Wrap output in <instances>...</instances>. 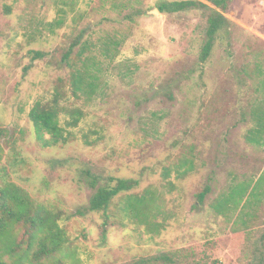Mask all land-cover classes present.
<instances>
[{
  "label": "rangeland",
  "instance_id": "obj_1",
  "mask_svg": "<svg viewBox=\"0 0 264 264\" xmlns=\"http://www.w3.org/2000/svg\"><path fill=\"white\" fill-rule=\"evenodd\" d=\"M167 1L184 0H0V129L12 136L0 142L3 162L16 160L11 180L34 201L63 212L68 239L45 264H264V146L245 139L249 106L264 99V0L229 3L231 24L204 64L208 12L151 13ZM74 43L92 94H72L61 53ZM58 79L61 105L83 114L70 127L61 113L62 139L44 145L28 113ZM141 171L128 194L154 192L148 223L89 210L86 173L103 186ZM239 187L234 209L224 201Z\"/></svg>",
  "mask_w": 264,
  "mask_h": 264
},
{
  "label": "trees",
  "instance_id": "obj_2",
  "mask_svg": "<svg viewBox=\"0 0 264 264\" xmlns=\"http://www.w3.org/2000/svg\"><path fill=\"white\" fill-rule=\"evenodd\" d=\"M231 1L233 0H208L215 9L197 0L160 2L156 8L159 13L168 14L194 9H203L208 12L205 27L206 39L199 54V62L204 64L211 55L217 34L231 24L223 15L228 11V5ZM76 43L71 45L68 50L62 51L61 60L72 69L68 82L72 88V94L77 97L79 91L92 94L94 87L91 83H85V77L88 75L86 70L74 69L75 62L71 60L70 54ZM43 57L44 53L42 52H30L32 61ZM58 82L50 99L36 101L28 113L36 139L44 145L57 144L62 139L63 128L59 124L61 113L68 116L67 125L70 127L77 126L83 114L79 108H68L63 104L61 105L65 93L62 90V79H58ZM257 88H260L264 94V81ZM248 116L253 126L246 132V141L250 144L264 146V99L250 104ZM10 135L9 131L0 129V142L2 139L9 141L12 137ZM45 135H49L50 138L46 139ZM9 146V150L14 153L15 145L10 143ZM3 156L4 149L0 144V264H45L44 260L61 252L68 240L58 223L63 212L55 211L42 202L34 201L23 188L14 183L11 180V174L16 172L18 163L13 158L4 163ZM186 173L187 171H184L182 175ZM86 175L88 185L93 190L88 201L91 212H104L108 217L110 214L120 212V216H118L120 225H123L125 219L131 217L139 223L146 224L148 219L154 216L156 206L154 205L155 194L152 190L147 189L141 195L128 194L139 186L143 171L139 172L138 178H109L103 186H97L98 178L96 176L89 173ZM168 175L169 170H166L165 176ZM260 182L259 178L250 191L252 196L262 183ZM240 188L235 189L224 201L225 203L231 202L234 209L238 207V203H236L237 201L233 202V194H236L237 198L241 200L245 193V190H240ZM208 191L209 188L205 187L204 191L199 194V202H202ZM116 199H119V202L115 204ZM112 207L115 208L114 212L110 211ZM223 207L225 206L221 205V208ZM217 211L221 212L218 209ZM113 216L116 217V215ZM67 218L69 219V216ZM153 259L172 262L168 255H159ZM148 261L141 260L133 264H143ZM53 264H62V262L54 261Z\"/></svg>",
  "mask_w": 264,
  "mask_h": 264
},
{
  "label": "water",
  "instance_id": "obj_3",
  "mask_svg": "<svg viewBox=\"0 0 264 264\" xmlns=\"http://www.w3.org/2000/svg\"><path fill=\"white\" fill-rule=\"evenodd\" d=\"M151 13H157V14H159V12H158L157 9H153V10L151 11Z\"/></svg>",
  "mask_w": 264,
  "mask_h": 264
}]
</instances>
